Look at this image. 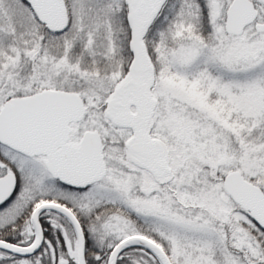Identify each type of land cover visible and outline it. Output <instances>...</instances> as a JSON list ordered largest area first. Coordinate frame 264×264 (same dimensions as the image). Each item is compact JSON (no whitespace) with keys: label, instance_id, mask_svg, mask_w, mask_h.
Listing matches in <instances>:
<instances>
[{"label":"snow or ice","instance_id":"obj_1","mask_svg":"<svg viewBox=\"0 0 264 264\" xmlns=\"http://www.w3.org/2000/svg\"><path fill=\"white\" fill-rule=\"evenodd\" d=\"M0 264H264V0H0Z\"/></svg>","mask_w":264,"mask_h":264}]
</instances>
